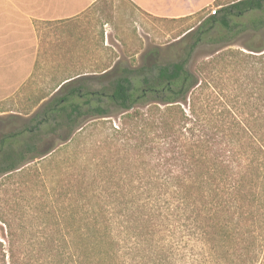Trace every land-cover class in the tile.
<instances>
[{
	"label": "trees",
	"instance_id": "obj_1",
	"mask_svg": "<svg viewBox=\"0 0 264 264\" xmlns=\"http://www.w3.org/2000/svg\"><path fill=\"white\" fill-rule=\"evenodd\" d=\"M192 32L175 62L117 66L104 71L99 88L79 74L63 78L18 129L0 134V181L35 183L33 173L44 189L22 209L3 190L0 264H177L181 238L198 245L200 264H259L264 0L220 4ZM244 34L254 39L242 45L250 53L235 55L243 69L257 72L258 94L252 105L229 107L210 78V102L221 105L210 106V127L198 128L187 117L196 116L195 107L189 115L181 108L201 86L188 69L190 57L203 40L226 47ZM116 114L122 121L112 138L122 141L124 155L88 159L92 124ZM39 158L40 166L24 167Z\"/></svg>",
	"mask_w": 264,
	"mask_h": 264
},
{
	"label": "rangeland",
	"instance_id": "obj_2",
	"mask_svg": "<svg viewBox=\"0 0 264 264\" xmlns=\"http://www.w3.org/2000/svg\"><path fill=\"white\" fill-rule=\"evenodd\" d=\"M233 1L235 0L210 1V5L201 13L173 19L150 17L137 11L128 0H99L94 8L74 20L56 23L34 21L35 32L33 26L27 31V25H23L22 29L18 28L17 32L8 24L1 27V46L6 35L7 48L13 50L14 36L22 35L24 61L30 62L24 64L23 79L7 80L6 88H3V81H0V134L18 129L39 108L36 102L43 97L47 98L40 104L47 100L54 93L55 85L63 78L79 74L81 78L92 79L89 80L91 87L99 88L106 83L104 73L115 72L117 66L131 69L143 63L168 64L179 60L185 48L193 41L192 31L211 15L212 10L218 11L220 4L228 5ZM253 40L249 34H244L234 40L233 45L225 47L214 45L210 43V39H206L192 53L188 69L201 80V86L188 94L181 108L189 115V106L195 107L196 116L187 117L199 125L198 128L206 122H209L210 127V106L216 108L221 105L219 102H210V78L215 92L224 101L231 100L224 105L238 107L249 100L254 102L258 94V74L256 71L243 69L240 63L242 58L235 55L237 50L250 53L242 45H250ZM261 40L264 41V38L261 37ZM249 66L253 64L250 63ZM250 104L252 105L249 102ZM147 107L140 110L145 111ZM121 121V115L116 114L92 124L89 129L90 150L87 149V154H84L88 159L102 157L111 161L124 155L122 141L112 138V129L117 130L119 125L121 127ZM186 125L191 124L188 122ZM76 144L80 147V140ZM74 150L73 146L67 152ZM132 152L128 153L132 155ZM41 159L24 167H38ZM32 178L35 183L23 182L19 177L1 180V201L6 202L2 194L7 189V201L13 207L22 209L34 203L44 189L37 184L33 173ZM48 185L45 186L48 188ZM5 234V229L0 224V241L5 240ZM181 240L177 264H200L203 256L198 245L188 239ZM259 264H264V252Z\"/></svg>",
	"mask_w": 264,
	"mask_h": 264
},
{
	"label": "crops",
	"instance_id": "obj_3",
	"mask_svg": "<svg viewBox=\"0 0 264 264\" xmlns=\"http://www.w3.org/2000/svg\"><path fill=\"white\" fill-rule=\"evenodd\" d=\"M98 1L0 0V28L8 24L14 32H17L18 28L22 29L23 25H27V31L33 26V32H35L34 21L56 23L74 20L94 8ZM210 1L216 2L217 0H128L137 11L150 17L173 19H182L201 13L210 5ZM6 40L5 35L2 46L0 42V81H3V88H6L7 80L23 79L24 64L30 62L29 60L24 61L22 35L14 36L15 48L13 50L7 48ZM37 53L38 48L36 55Z\"/></svg>",
	"mask_w": 264,
	"mask_h": 264
},
{
	"label": "built area",
	"instance_id": "obj_4",
	"mask_svg": "<svg viewBox=\"0 0 264 264\" xmlns=\"http://www.w3.org/2000/svg\"><path fill=\"white\" fill-rule=\"evenodd\" d=\"M215 13H216V10L211 11V15H215Z\"/></svg>",
	"mask_w": 264,
	"mask_h": 264
}]
</instances>
